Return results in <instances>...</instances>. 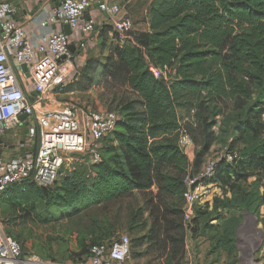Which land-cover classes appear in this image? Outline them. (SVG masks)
Segmentation results:
<instances>
[{"label": "trees", "instance_id": "1", "mask_svg": "<svg viewBox=\"0 0 264 264\" xmlns=\"http://www.w3.org/2000/svg\"><path fill=\"white\" fill-rule=\"evenodd\" d=\"M148 7L150 31L134 29L123 44L115 32L117 44L104 58V72L138 98L113 110L120 119L101 142V160L79 153L84 157L61 184H13L2 200L32 212L42 201L96 208L107 218L126 203V230L136 244L162 246L156 257L165 264L189 263V237L208 243L204 256L192 246L193 264H240L244 213L258 214L264 204L259 183L246 185L264 176V0H152ZM153 66L168 78L156 77ZM183 133L192 140V160L181 147ZM211 157L213 194L195 202L187 219L186 178L201 174ZM109 233L68 260H85Z\"/></svg>", "mask_w": 264, "mask_h": 264}, {"label": "built area", "instance_id": "2", "mask_svg": "<svg viewBox=\"0 0 264 264\" xmlns=\"http://www.w3.org/2000/svg\"><path fill=\"white\" fill-rule=\"evenodd\" d=\"M97 3L99 11L114 26L119 42L133 40L134 22L130 14L116 0ZM91 6L92 0H57L47 21L68 24L90 36L97 25L94 18H86ZM16 13L17 7L11 0L0 2V197L9 186L28 180L40 186H53L67 165L69 154L89 153L92 161L99 162L101 142L120 119L117 111L85 108L82 121L76 106L56 105L53 90L63 91L66 87L61 79L62 67L75 60L69 36L64 31H55L44 42L27 40L24 26L13 20ZM23 65L28 67V77ZM153 73L168 78L159 67L153 66ZM22 115L26 117L22 119ZM180 144L182 148H191L190 136L183 133ZM232 159L229 155L228 160ZM215 170L216 161L210 160L201 174L187 176V219L193 214L195 202L211 198L214 185L207 180ZM131 261V239L127 234L109 244L93 245L90 255L76 262L27 255L23 246L0 228V264H131Z\"/></svg>", "mask_w": 264, "mask_h": 264}, {"label": "rangeland", "instance_id": "3", "mask_svg": "<svg viewBox=\"0 0 264 264\" xmlns=\"http://www.w3.org/2000/svg\"><path fill=\"white\" fill-rule=\"evenodd\" d=\"M145 6H149L152 0H141ZM133 19V18H132ZM104 58L99 56L97 62L91 64L87 73L80 74L72 83L66 85L63 91L53 90L54 101L63 97L66 90L71 87L74 91L71 104L76 106L82 114L85 108L91 110L106 111L120 110L126 100L138 98L132 92L126 90V84L121 79H114L104 72ZM59 96V97H58ZM66 99L65 97L62 100ZM67 100V99H66ZM59 106L65 104L59 103ZM38 140H36L37 143ZM84 157L80 154H69L68 163L63 170L57 184H61L68 170L72 169L77 160ZM210 160H216L212 157ZM259 183L264 194V176H253L247 181V186ZM218 182L215 186L218 187ZM222 194V190H219ZM120 214L116 210L111 211V218L105 217L98 209L83 210L79 206H71L61 209L48 201L37 203L34 212L31 205L12 208L0 197V228L2 232L16 239L27 255L36 254L41 258L58 261H69L70 254L79 253L84 244L90 245L93 238L100 237L103 232H111L103 243H111L121 235L127 234L133 244L131 264H165L163 256L156 257L162 246H151L147 241L136 244L135 235L126 230V203L122 205ZM32 212L31 216L24 211ZM260 213L245 212L243 222L239 226L237 238L239 245V262L241 264H257L264 259V204ZM229 214V213H227ZM187 244L193 249L200 250L201 256L205 255L208 243L203 239L194 241L188 238ZM165 246V245H163ZM198 246V247H196ZM157 251V253H156Z\"/></svg>", "mask_w": 264, "mask_h": 264}, {"label": "crops", "instance_id": "4", "mask_svg": "<svg viewBox=\"0 0 264 264\" xmlns=\"http://www.w3.org/2000/svg\"><path fill=\"white\" fill-rule=\"evenodd\" d=\"M1 1L4 0H0V2ZM11 1L17 7V13L14 15L13 20L24 26L27 40L34 41L36 43L44 42L45 37L52 32H65V24H52L47 21L49 12L57 4V0ZM97 1L98 0H92V6L86 14V18L92 17L96 20L97 25L95 32L90 36H85L80 30L71 28L70 34H67L71 42V50L75 56V60L68 66H65V68L62 67L61 79L66 83V85L71 84L72 80L76 79L78 75L87 73L89 66L94 62H97L99 56H109L112 53V48L117 44L114 26L107 20V17L99 11ZM116 2L124 8L125 12L131 15L134 21V29L140 32L150 31L148 17L149 7L145 6L143 1L116 0ZM82 43H85L84 47L81 46ZM26 77H28L27 73ZM65 93L66 94L63 97L67 100H62L63 97H60L56 101V105L59 103L65 105L71 104L73 101L72 98L74 97V91L71 90V87H69ZM188 156L190 160L194 158L193 147L189 148ZM238 244L237 238V245ZM187 253L189 263L193 264L192 246H187ZM257 263L264 264V259H260Z\"/></svg>", "mask_w": 264, "mask_h": 264}, {"label": "water", "instance_id": "5", "mask_svg": "<svg viewBox=\"0 0 264 264\" xmlns=\"http://www.w3.org/2000/svg\"><path fill=\"white\" fill-rule=\"evenodd\" d=\"M65 28V32L66 34H70L71 32V27L68 24L64 25ZM23 69L24 71L27 73V75L29 76V72H28V67L26 65H23ZM26 117V115H22L21 118L24 119Z\"/></svg>", "mask_w": 264, "mask_h": 264}]
</instances>
